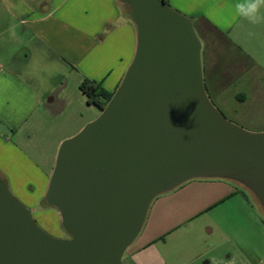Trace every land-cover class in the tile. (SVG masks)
Masks as SVG:
<instances>
[{
	"label": "water",
	"instance_id": "water-1",
	"mask_svg": "<svg viewBox=\"0 0 264 264\" xmlns=\"http://www.w3.org/2000/svg\"><path fill=\"white\" fill-rule=\"evenodd\" d=\"M136 31L130 65L97 118L58 147L44 194L65 238L44 232L0 175V264H122L157 197L226 180L264 213V132L211 103L192 21L162 0H118Z\"/></svg>",
	"mask_w": 264,
	"mask_h": 264
},
{
	"label": "crops",
	"instance_id": "crops-1",
	"mask_svg": "<svg viewBox=\"0 0 264 264\" xmlns=\"http://www.w3.org/2000/svg\"><path fill=\"white\" fill-rule=\"evenodd\" d=\"M167 2L207 36L230 35L244 21L235 9L242 0ZM135 48V27L118 0H0V175L31 212L59 145L100 114L73 87L87 79L114 93ZM36 138L49 144L48 155L28 160L17 146ZM27 188H36L37 200ZM247 193L215 179L192 180L159 196L124 253L125 264H264V215ZM205 213L213 217L209 247L201 244L181 260L160 256L157 244Z\"/></svg>",
	"mask_w": 264,
	"mask_h": 264
},
{
	"label": "rangeland",
	"instance_id": "rangeland-1",
	"mask_svg": "<svg viewBox=\"0 0 264 264\" xmlns=\"http://www.w3.org/2000/svg\"><path fill=\"white\" fill-rule=\"evenodd\" d=\"M195 32L201 43L203 79L211 103L227 120L244 130L251 133L264 132V24L252 25L244 20L234 29L232 35L226 36L211 33L207 36L196 29ZM67 89L72 90L71 83L67 84ZM73 90L83 100L78 88L73 87ZM81 102L85 106V102ZM10 143L17 145L14 141ZM26 143L27 146L17 148L28 160L30 156L39 160L48 155L50 148L46 141L36 138L27 140ZM4 180L11 194L28 208L25 200L13 193L8 180ZM26 190L33 193L32 199H38L36 188ZM44 194L35 205L34 212L29 210L32 218L48 235L65 238L56 210L43 203ZM247 194L256 204L251 194ZM261 220L264 221V217ZM212 222L211 214L205 213L190 223L187 229L168 237L167 244L159 243L154 248L165 259L181 260L184 256L190 257L201 244L204 249L211 245L207 229ZM122 264H125L124 255Z\"/></svg>",
	"mask_w": 264,
	"mask_h": 264
},
{
	"label": "trees",
	"instance_id": "trees-1",
	"mask_svg": "<svg viewBox=\"0 0 264 264\" xmlns=\"http://www.w3.org/2000/svg\"><path fill=\"white\" fill-rule=\"evenodd\" d=\"M162 1L168 5L167 0ZM78 90L86 99L87 105L94 106L99 111H102L104 109L113 95V93H107L98 84L87 79H84L80 83Z\"/></svg>",
	"mask_w": 264,
	"mask_h": 264
},
{
	"label": "clouds",
	"instance_id": "clouds-1",
	"mask_svg": "<svg viewBox=\"0 0 264 264\" xmlns=\"http://www.w3.org/2000/svg\"><path fill=\"white\" fill-rule=\"evenodd\" d=\"M235 9L236 14L249 24H264V0H242L241 3L236 4ZM3 82L0 80V83Z\"/></svg>",
	"mask_w": 264,
	"mask_h": 264
}]
</instances>
